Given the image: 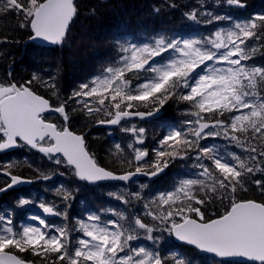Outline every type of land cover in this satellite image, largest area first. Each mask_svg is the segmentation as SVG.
<instances>
[{
  "label": "snow or ice",
  "instance_id": "snow-or-ice-1",
  "mask_svg": "<svg viewBox=\"0 0 264 264\" xmlns=\"http://www.w3.org/2000/svg\"><path fill=\"white\" fill-rule=\"evenodd\" d=\"M225 3L247 6L243 0ZM201 7L185 17L199 23ZM9 13L20 17V28L30 29L29 40L60 45L77 7L74 0H0V18ZM216 21L231 26L207 36L161 33L140 43L117 40L118 56L62 100L51 76L34 72L18 82L9 72L0 79V151L36 150L90 184L159 178L177 161H194L193 171L165 190L148 195L143 184L140 191L127 193L130 199L109 193L125 205L139 202L142 208L135 214L98 210L71 225L66 202L73 196L62 185L57 194L65 202L63 211L53 203L19 197L18 208L34 205L43 214L63 217L64 223L57 226L32 215L28 219L35 223L17 225L13 213L0 214V264H36L23 254L39 264H193L180 253L162 252L166 236L222 258L221 264H264V200L240 198L249 186L264 197V65L252 63L258 51L254 42L264 41V12L234 20L205 9L204 22ZM170 103L183 105L182 119L165 116ZM52 114L59 122L50 119ZM76 114L131 134L134 143L114 145L113 154L126 170L101 166L86 135L70 127ZM148 118L164 128L151 152L145 146L148 130L132 123ZM217 139L240 151L222 150ZM128 149L131 159L124 156ZM13 167L11 162L0 165V175L9 181L0 193L33 182L14 174ZM258 175L262 178L253 179ZM50 178L42 172L37 177ZM216 203L220 208L210 212ZM101 211L112 216L102 218Z\"/></svg>",
  "mask_w": 264,
  "mask_h": 264
},
{
  "label": "trees",
  "instance_id": "trees-1",
  "mask_svg": "<svg viewBox=\"0 0 264 264\" xmlns=\"http://www.w3.org/2000/svg\"><path fill=\"white\" fill-rule=\"evenodd\" d=\"M247 5L245 8L229 6L225 0H77L75 2L77 13L73 18L68 35L65 41L55 48H45L29 40L30 29L20 28V17L9 13L0 18V40L7 37V42L0 43V79L10 72L11 78L23 82L31 78L34 72H39L42 77L47 79L53 77L58 88L59 99H64L71 95L76 85L80 84L81 79H87L93 74L108 65L118 56V46L116 41L124 43L129 40L134 43L146 42L152 37L164 33L169 36L175 34L207 36L219 27H230V21H216L213 24L204 22L205 9L218 15H231L234 20L245 19L249 15L264 12V0H243ZM203 6L200 9V22L190 21L185 17V13L192 8ZM159 9V11H155ZM258 48L253 57L252 63L264 65V41L254 42ZM41 94H45L44 88L39 89ZM51 93L47 92L46 98ZM54 100L56 98H53ZM183 105L170 103L163 110L166 117H174L176 120L182 119L180 109ZM50 119L59 122V118L54 114ZM135 123L140 122L134 121ZM148 134V144L146 147L151 152L155 147V141L160 138L162 131L155 130L158 126L163 129L158 120L144 122ZM70 127L77 133L86 135L89 150L95 154L98 162L110 170L122 171L127 169V165L117 160L114 153V145L120 143L122 147L134 143L131 135L125 139H120L121 132L117 128L100 127L93 124L81 114H76L70 123ZM109 129H113L114 136L109 134ZM89 130V132H87ZM126 133L123 134L125 137ZM122 136V137H123ZM121 137V138H122ZM151 138L154 141L150 143ZM213 141H209L212 143ZM229 151L240 149L228 145L223 139L214 141ZM130 149L126 150L124 156L131 159ZM11 162L13 172L23 177L29 176L34 180L33 185L18 190L6 192L0 197V214L14 213V222L17 225L30 223L29 207L20 209L17 207V200L21 196L33 199L37 203L41 200L57 205L63 211L65 202L57 194V189L62 185L72 192L73 199L67 201L69 205L67 211L69 222L75 225L79 219H84L85 212L89 209V202L94 198H105L109 206L103 205L98 210L115 209L125 211L126 214H135L142 205L137 201H131L125 205L116 196L109 193L123 194L140 191V185L146 184L148 187L143 189L144 193L151 195L153 192L165 190L179 179L185 178L193 169L191 164L194 161H177L170 165L165 173L154 180L131 181L111 185H96L95 189L89 190L86 196L87 202L75 189L79 185V180L74 176L72 170L66 166H57L36 150L20 147L8 156L0 157V165ZM49 175V180L37 179L39 172ZM262 178L256 176L253 179ZM7 181L0 180V187ZM88 189L90 187H87ZM100 190V192H99ZM101 194V196H100ZM240 198L264 200L255 186H249L246 193H241ZM130 199V198H129ZM98 203V201L96 202ZM220 208L219 203L210 208V212H217ZM102 218L112 216L111 212L101 211ZM114 218V217H113ZM57 226L64 223L63 217H56L48 220ZM147 222V220H146ZM145 244L151 242L142 241ZM136 243V242H134ZM162 252L171 254L180 253L193 260V264H221L218 260L209 255H205L191 247L180 245L173 238H165L161 243ZM24 258L31 259L39 264L36 257L23 254Z\"/></svg>",
  "mask_w": 264,
  "mask_h": 264
},
{
  "label": "flooded vegetation",
  "instance_id": "flooded-vegetation-1",
  "mask_svg": "<svg viewBox=\"0 0 264 264\" xmlns=\"http://www.w3.org/2000/svg\"><path fill=\"white\" fill-rule=\"evenodd\" d=\"M0 178H2V179L5 178L8 181L7 177H0ZM25 178L30 179V180H32L34 182V180L32 178H30L29 176H26ZM33 182L30 183V186L33 185ZM78 184L79 185H76V186H79V187H76L75 189H77L79 191L80 195H84L85 196L83 199L87 202L88 200L86 199V196L88 194V191L92 190V189H95L97 184H90V183H87V182H84V181H79ZM87 187H90V188L88 189ZM103 190H105V189H103ZM10 191H13V190H10ZM34 209H39V208L33 205L32 208H31V211H34ZM86 212H89V213L90 212H97V209L95 210V208L90 206L89 209Z\"/></svg>",
  "mask_w": 264,
  "mask_h": 264
},
{
  "label": "water",
  "instance_id": "water-1",
  "mask_svg": "<svg viewBox=\"0 0 264 264\" xmlns=\"http://www.w3.org/2000/svg\"><path fill=\"white\" fill-rule=\"evenodd\" d=\"M76 0H74V2H75ZM35 42L36 43H38V44H41V45H43V46H54L53 44H50V43H45V42H43V41H41V40H35ZM149 119V118H148ZM109 127V126H108ZM112 127H114V126H112ZM17 148H13V149H10V150H5V151H0V154H6V153H8V152H11V151H14V150H16ZM144 178H153V177H145V176H137V177H134L133 178V180H140V179H144ZM106 182H121V181H106ZM30 183H25V184H21V185H18V186H16L15 188H18L19 186H24V185H29ZM0 195H1V193H0ZM39 214H41V215H43V216H45V217H48V218H53V217H55V216H48L47 214H43L42 213V211L40 210V209H38V210H36ZM175 240V239H174ZM175 241H177V240H175ZM178 243H181V242H179V241H177ZM182 244V243H181ZM187 246V245H186ZM206 254V253H205ZM209 255H212V254H209ZM212 256H214V255H212ZM216 257V256H215ZM219 259H222V258H219ZM258 263V262H257Z\"/></svg>",
  "mask_w": 264,
  "mask_h": 264
},
{
  "label": "rangeland",
  "instance_id": "rangeland-1",
  "mask_svg": "<svg viewBox=\"0 0 264 264\" xmlns=\"http://www.w3.org/2000/svg\"><path fill=\"white\" fill-rule=\"evenodd\" d=\"M127 41H129V40H127ZM86 79H81V81L82 82H84ZM79 85V84H78ZM78 85H76V87L78 86ZM132 123H134V124H136L137 126H142V125H140V124H138V123H135L134 121H132ZM143 127V126H142ZM155 130L157 131L158 129L157 128H155ZM121 132V131H120ZM158 133H160V132H158ZM109 134L111 135V136H114V132H113V129H109ZM123 134H125L124 132H121V134L119 135L120 136V138L123 136ZM129 135H131V134H129V133H126V137H128ZM122 138H124V136L122 137ZM134 142V141H133ZM146 144H148V140H146V142H145V145ZM89 214V212H85V216H87ZM30 223H35L34 221H31ZM195 264H197V263H195Z\"/></svg>",
  "mask_w": 264,
  "mask_h": 264
},
{
  "label": "bare ground",
  "instance_id": "bare-ground-1",
  "mask_svg": "<svg viewBox=\"0 0 264 264\" xmlns=\"http://www.w3.org/2000/svg\"><path fill=\"white\" fill-rule=\"evenodd\" d=\"M26 186H27V185L19 186L18 188H14V190H18V189L24 188V187H26ZM5 193H6V192H3L2 195L5 194ZM2 195H1V196H2Z\"/></svg>",
  "mask_w": 264,
  "mask_h": 264
}]
</instances>
